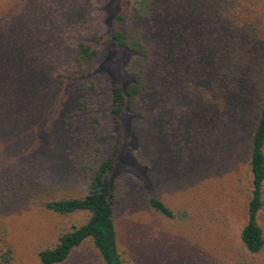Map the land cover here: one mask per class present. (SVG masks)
<instances>
[{
  "label": "trees",
  "instance_id": "trees-1",
  "mask_svg": "<svg viewBox=\"0 0 264 264\" xmlns=\"http://www.w3.org/2000/svg\"><path fill=\"white\" fill-rule=\"evenodd\" d=\"M29 2L14 0L0 12V264H71L91 248L103 264H132L142 253L149 264L155 242L140 236L154 216L191 221L192 215L176 209L162 189L141 190L145 210L137 221L122 222L127 198L113 177L127 141L124 117L133 118L138 162L165 169L168 160L174 175L179 157L167 151V140L177 141L179 119L193 117L187 134L212 142L225 115L237 121L253 115L248 144L238 151L248 169L239 179L242 196L228 198L209 179L203 156L183 170L184 181L204 184L201 193L218 191L217 212L201 213L215 251L222 248L220 257L210 253L209 264H264V0H125L120 12L115 0L109 38L133 56L127 88L117 83L107 90L114 119L108 150L97 132L102 48L93 30L78 31L76 24L54 37L57 24L12 29ZM24 209L44 219L80 217L50 233L51 222L33 221L36 235L19 242L10 214Z\"/></svg>",
  "mask_w": 264,
  "mask_h": 264
},
{
  "label": "rangeland",
  "instance_id": "rangeland-1",
  "mask_svg": "<svg viewBox=\"0 0 264 264\" xmlns=\"http://www.w3.org/2000/svg\"><path fill=\"white\" fill-rule=\"evenodd\" d=\"M13 1L0 0V12L11 6ZM114 2L115 0H31V3L29 2L26 6L23 18L19 21L14 20L12 28L22 33L23 30L28 29V24H36L41 29L57 24L54 37L57 32L64 35L65 30L72 26V29L69 30L71 33L77 28L74 27L76 24H80L78 31L83 28L93 30L94 34L91 35V38L97 41L102 48L97 76V79L103 84L97 94L101 97L98 110L101 114V123L97 127V132L105 150H108L112 142L111 131L114 120L108 105L107 90L117 83H121L127 88L131 81L128 67L133 56L131 52L119 47L109 38L110 31L115 27L113 13L117 8L112 6ZM124 3L125 0H119L120 9L118 8L116 11L120 12L124 8ZM83 35L87 36L88 32H84ZM67 36L68 39L72 38V34ZM42 88L44 86L37 87V91L42 93ZM252 116L249 115L237 121L230 115H225L218 123L219 128L210 135L213 139L212 142L207 139L200 140V136H197L195 131H190L187 134V123L195 121L193 117H186L187 120L185 116H182L188 122L184 124V120L179 119L182 127L177 141L175 142L172 138L167 140L170 144L167 151L171 153L175 151L179 157L174 166L178 173L175 172L174 175L169 174L171 172L167 168L168 160H166L165 169L159 166L148 168L138 162L135 151L139 148L140 141L133 128V118L131 116L124 117L127 141L113 177V182L116 180L123 182L121 191L127 198L120 206L122 222L130 224L139 219V210L144 209V202L136 194L141 190H143L141 192L155 193L162 189L165 191L163 196L176 209L185 208L192 215L189 218L191 221L188 219L169 220L154 216L151 228L147 233L142 234L143 236H140V238H144L145 242H155L154 248L151 251L150 248L147 250L151 253V264H209L210 253L217 257L221 256L222 248L215 251V242L217 241L208 233L209 229L205 226V220L201 214L202 211L209 215L217 212L215 209L217 205L213 203L218 201V195H216L218 191L208 190L209 193L206 194L199 190V187L204 184L187 186L183 170L187 169L190 163L195 162V158L203 156L202 161L209 163V179L214 178L217 182L216 185L228 198L236 200L237 197L242 196L238 190L241 185L239 179L244 175L247 176L248 169L240 161L238 151L248 144L252 131ZM196 126L194 125V127ZM58 134L59 132L55 131L48 135L51 147L54 146ZM158 177L161 181H157ZM243 179L246 182V178ZM234 184L235 186H233ZM224 185L226 186L225 190L222 189ZM232 187L235 188L232 189ZM131 196L135 201L127 203ZM18 212L20 213L19 217L14 213L10 215L15 221L13 227L18 233L19 242H24L26 237L32 238L36 235L31 230L33 221L42 222V225H45V221L51 222V227L48 226V233H50L53 228H63L80 217L77 215L72 219L55 216L52 220L48 215H45L44 219L42 214L30 213L25 209ZM140 228L142 229V227ZM141 253L140 249L139 255ZM76 259L71 264H103L98 253L92 248L83 255L81 258L83 261L78 262L79 260ZM147 262V257L145 258L142 253L140 261H134L132 264H147Z\"/></svg>",
  "mask_w": 264,
  "mask_h": 264
}]
</instances>
